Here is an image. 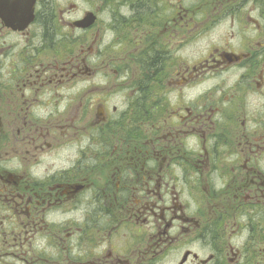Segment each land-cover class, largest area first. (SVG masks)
I'll return each mask as SVG.
<instances>
[{
  "label": "flooded vegetation",
  "instance_id": "af4514ba",
  "mask_svg": "<svg viewBox=\"0 0 264 264\" xmlns=\"http://www.w3.org/2000/svg\"><path fill=\"white\" fill-rule=\"evenodd\" d=\"M50 1L0 19V264H264V0Z\"/></svg>",
  "mask_w": 264,
  "mask_h": 264
},
{
  "label": "water",
  "instance_id": "95a60500",
  "mask_svg": "<svg viewBox=\"0 0 264 264\" xmlns=\"http://www.w3.org/2000/svg\"><path fill=\"white\" fill-rule=\"evenodd\" d=\"M35 0H0V19L7 27L13 30H22L33 19ZM94 21V16L89 13L85 19L75 25L79 28H87Z\"/></svg>",
  "mask_w": 264,
  "mask_h": 264
},
{
  "label": "rangeland",
  "instance_id": "374dc122",
  "mask_svg": "<svg viewBox=\"0 0 264 264\" xmlns=\"http://www.w3.org/2000/svg\"><path fill=\"white\" fill-rule=\"evenodd\" d=\"M55 9H58L59 7H64L65 4L67 3H73V4H77V10L75 13L71 14L70 17L71 18H76V17H81V15L83 14V11L86 9H91L94 6V3L97 5H101L102 1L99 0H52L50 1ZM202 50V47H198V46H193V47H188V53L191 56H195L196 53L198 51ZM215 81L211 80L208 81L204 84V87H208L211 86Z\"/></svg>",
  "mask_w": 264,
  "mask_h": 264
}]
</instances>
